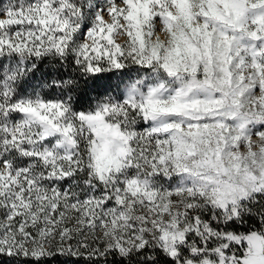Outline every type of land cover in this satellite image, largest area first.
<instances>
[{"label":"snow or ice","instance_id":"1","mask_svg":"<svg viewBox=\"0 0 264 264\" xmlns=\"http://www.w3.org/2000/svg\"><path fill=\"white\" fill-rule=\"evenodd\" d=\"M0 264H264V0H0Z\"/></svg>","mask_w":264,"mask_h":264}]
</instances>
